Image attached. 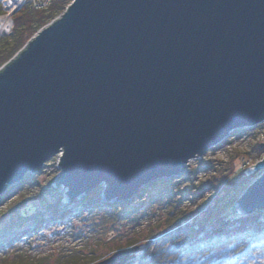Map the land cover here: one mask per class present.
Wrapping results in <instances>:
<instances>
[{
	"label": "water",
	"instance_id": "obj_1",
	"mask_svg": "<svg viewBox=\"0 0 264 264\" xmlns=\"http://www.w3.org/2000/svg\"><path fill=\"white\" fill-rule=\"evenodd\" d=\"M263 121L264 0H71L0 67V197L59 154L67 201H131ZM234 208L264 209V173Z\"/></svg>",
	"mask_w": 264,
	"mask_h": 264
},
{
	"label": "trees",
	"instance_id": "obj_2",
	"mask_svg": "<svg viewBox=\"0 0 264 264\" xmlns=\"http://www.w3.org/2000/svg\"><path fill=\"white\" fill-rule=\"evenodd\" d=\"M70 2L71 0H50L46 8L40 9H35L28 4L23 5L12 17L11 34L0 36V66L9 61L39 29L59 16ZM2 14V0H0V16ZM256 150L257 155L264 153V148L257 147ZM200 168L209 170L211 167L206 164ZM197 171L198 169L191 171L192 181L195 180ZM40 173L26 175L21 182L10 187L0 197V204L12 196L17 197V201L9 207L17 209V214L11 217L7 229L0 230V264L13 262L4 254L18 242L24 241L25 239L22 238L24 235H26L24 237H30L37 234L40 229L46 228L49 224L66 225L73 231L78 224L71 225L73 218L93 222L94 218L91 217L96 216L93 226H98L99 230L110 229L111 236L117 235L115 228L119 224L127 226V231L129 229L131 234L135 235L140 231V220L150 217V209H156L157 206L164 209L165 215L154 224L148 222L147 226L146 223L149 231L142 241L133 237L127 240L125 246H120L114 251L128 250L135 245L140 246L135 258L126 264H264V209L248 215L237 213L234 208L237 199L226 200L227 187L223 190L215 185L203 186L201 183L194 187L198 192L196 195L189 193L186 187L182 191L173 193L172 184L176 182L174 181L176 178L173 177L168 181L161 179L150 183L131 201H105L101 197L102 190L99 186L82 198L62 204L60 198L54 201L47 200V195L52 193V183H50L47 188H41V191L36 193V198L32 199L37 205L32 208L24 207L28 200L24 199L23 191L34 187L32 180ZM233 176V181L231 183L228 181L229 190L248 183L247 176H241L238 173ZM181 182L183 179H179V184ZM208 184L211 183L208 182ZM225 184L224 181V186ZM210 189H214V196L211 194L212 197L210 195L204 201L201 200V204L197 205L196 213L190 214L180 208L182 200L185 199L191 203L197 196L200 197L201 191ZM188 197L190 198L187 199ZM136 199L141 201L135 204L133 202ZM211 200L214 202L212 203ZM178 204L179 207H176ZM39 207H41L40 210H38ZM29 222L32 223L30 226L25 225ZM88 225L91 226V224ZM9 227H15V229L6 232ZM72 235L81 236V233L73 232ZM15 256L12 258L19 264L22 257L16 254ZM94 256L99 261L104 259L91 253L90 260H97L93 258ZM60 258L61 264L86 263L84 259L86 257L80 256L79 253Z\"/></svg>",
	"mask_w": 264,
	"mask_h": 264
},
{
	"label": "rangeland",
	"instance_id": "obj_3",
	"mask_svg": "<svg viewBox=\"0 0 264 264\" xmlns=\"http://www.w3.org/2000/svg\"><path fill=\"white\" fill-rule=\"evenodd\" d=\"M25 4L31 6V0H24L17 9L9 11L8 8H5L4 0H2L3 15L6 13L9 14L10 26L5 30L1 29L0 26V36L11 34L13 30L12 17ZM236 131V133L234 132L230 136H228L226 141H223L218 146L213 147L211 150H208L201 157H196L189 160L186 165L185 172L180 176L175 177L176 180L174 181L176 182L172 184L173 193L182 191L183 188L186 187L185 189H188L189 193L192 192L191 194L196 195V193L198 192L194 187L202 183L203 186L215 185L218 188H223V190H225L227 187L226 200H238L239 197L244 193V191L249 187V184L256 180L260 176V174L264 173V170L262 172H255L253 174L244 173L245 169H247L251 165L253 166L264 157V153L257 155L256 150L258 144L264 143V121L252 128L238 129ZM58 160L59 154L53 159L46 162L44 165L45 167L39 171L41 173L32 180L34 187L29 189L28 191H23V196L25 195L24 199L28 200L24 204V207L28 206L32 208L34 205H37L36 202L34 203V200L32 199L36 196V193L38 194V191H41V188H47L50 183H52V193H49V195H47V200L54 201L55 199L60 198L62 204L68 202L64 197V190L61 187L56 186L53 181L54 179H56L59 172L57 169ZM206 164L211 167L209 170L200 168ZM194 169H198V171L196 172L195 180L192 181L190 173ZM235 173H238L241 176H247L248 183H245L241 187H236L229 190L228 181H230V183L233 181V174ZM179 179H183V182H181L180 184ZM223 180L226 183L225 186ZM165 181H168V179ZM208 182L211 184H208ZM100 187V189L102 190V197L104 185H101ZM192 187L193 189H191ZM26 193L28 194L26 195ZM211 194H214V189L201 191L199 195L200 197L197 196V198H195L191 203L187 202L188 200H182L180 203V208L190 214H192L193 212L196 213L197 205L201 204V200L204 201L206 197H210ZM189 198L190 197H188L187 199ZM16 201L17 197L12 196L10 199H7L0 204V230L7 229V225L11 217L14 214H17V209L9 208ZM140 201V199H136L133 203L137 204ZM211 201L212 203L214 202L213 200ZM177 206L179 207V204L176 205V207ZM40 209L41 207L38 208V210ZM150 210L151 216H147L146 218L140 220V231L136 232L137 234L135 235L133 233L131 234V231L129 229L127 231V226H122L123 224H119L115 228L117 229L115 230V233L117 235L111 236L110 229L99 230L98 226H93L92 223L94 222L96 216L91 217L94 218L93 222H90L88 220L80 221L79 218H73L71 220V225L72 223H78L76 224L73 231L71 229L69 230L66 225L62 226L60 224H57L52 226L49 224L46 228L40 229L37 234L30 235V237H24L26 236L24 235L22 238L23 240H25L22 242H18V244H16V246L12 249L8 250V252L4 254V256L8 259L10 258L13 261L10 262V264H17V262H15L12 258V256H15V254L22 257L19 264H61V256L67 257L79 253L80 256L82 255L86 257L84 258L86 261L85 264H95L99 262V260L96 258V256H94L93 258L97 260H90L91 253H93L94 255L97 254V256L105 259V257L111 255L112 252H114L120 246H125L127 240H130L133 237H137L135 239H139V241H142V238L145 237L149 231L147 227L148 222H150V224H154L157 220L163 219L165 215V213L163 212L164 209H162V207L157 206L156 209ZM83 213L85 214V211ZM31 224L32 223L29 222L25 225L30 226ZM87 224H91V226L88 225V229H86L88 227ZM8 229L9 230H7L6 232H11L15 229V227H9ZM73 232L77 234L81 233V236H73ZM139 243L142 244L143 242ZM139 247V245L131 246L128 250L136 248L135 254H137L139 252ZM89 260L90 263H88Z\"/></svg>",
	"mask_w": 264,
	"mask_h": 264
},
{
	"label": "built area",
	"instance_id": "obj_4",
	"mask_svg": "<svg viewBox=\"0 0 264 264\" xmlns=\"http://www.w3.org/2000/svg\"><path fill=\"white\" fill-rule=\"evenodd\" d=\"M5 1L7 2V0H4V4H5V8H8V6L6 5ZM24 0H17V5L13 8V9H17L23 2ZM50 0H31V5L35 8V9H40V8H44L48 5ZM7 6V7H6ZM4 18H7V20L3 23L2 20ZM0 26L1 29L5 30L7 29V27L9 28L10 26V16L9 14H4L2 16H0Z\"/></svg>",
	"mask_w": 264,
	"mask_h": 264
},
{
	"label": "bare ground",
	"instance_id": "obj_5",
	"mask_svg": "<svg viewBox=\"0 0 264 264\" xmlns=\"http://www.w3.org/2000/svg\"><path fill=\"white\" fill-rule=\"evenodd\" d=\"M18 1H19V3H20V0H18ZM6 5L8 6V10H9V11H12L13 8L17 5V0H7ZM7 6H6V7H7ZM6 20H7V18H4V19L2 20V22L4 23ZM227 138H228V137H227ZM227 138H226V139H227ZM226 139H224L223 141H226ZM223 141H221L220 143H218L216 146H218L219 144H221ZM262 144H263V145H262L261 147L259 146L260 144H258V147L261 148V149L264 148V143H262ZM216 146H215V147H216ZM199 157H201V156H199ZM263 158H264V157H263ZM263 158H262V159H263ZM262 159H260V161H261ZM255 164H256V163H255ZM255 164H254V165H255ZM251 166H252V165H251ZM254 181H255V180H254ZM254 181H253V182H254ZM253 182H252V183H253ZM252 183H251V184H252ZM249 185H250V184H249ZM64 197H65V196H64Z\"/></svg>",
	"mask_w": 264,
	"mask_h": 264
}]
</instances>
